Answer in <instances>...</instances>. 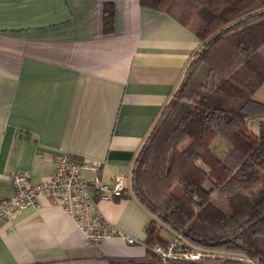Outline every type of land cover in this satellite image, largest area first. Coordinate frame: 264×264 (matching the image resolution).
Returning <instances> with one entry per match:
<instances>
[{
	"label": "crops",
	"instance_id": "crops-1",
	"mask_svg": "<svg viewBox=\"0 0 264 264\" xmlns=\"http://www.w3.org/2000/svg\"><path fill=\"white\" fill-rule=\"evenodd\" d=\"M113 8L103 32L102 8ZM202 43L169 14L139 0H0V201L11 177L48 180L56 158L97 161L100 177L129 181L135 154ZM205 67L196 76L203 80ZM264 104V83L252 94ZM212 150L223 158L227 143ZM83 176L91 178L92 173ZM100 201L114 229L144 243L149 214L130 194ZM146 248L111 238L85 248L51 199L0 221V264H111L143 260Z\"/></svg>",
	"mask_w": 264,
	"mask_h": 264
},
{
	"label": "trees",
	"instance_id": "trees-1",
	"mask_svg": "<svg viewBox=\"0 0 264 264\" xmlns=\"http://www.w3.org/2000/svg\"><path fill=\"white\" fill-rule=\"evenodd\" d=\"M139 3L169 14L202 43L129 174L128 190L150 216L144 244L164 246L178 234L192 248L264 264V104L252 99L264 83V0ZM102 14L108 33L112 5ZM216 138L228 145L223 158L211 148ZM148 248L143 260L111 264H159Z\"/></svg>",
	"mask_w": 264,
	"mask_h": 264
},
{
	"label": "built area",
	"instance_id": "built-area-1",
	"mask_svg": "<svg viewBox=\"0 0 264 264\" xmlns=\"http://www.w3.org/2000/svg\"><path fill=\"white\" fill-rule=\"evenodd\" d=\"M101 164L97 161L75 160L69 155L56 158L54 172L45 181L31 184L27 172L12 175L13 194L0 201V221L9 220L27 208L36 205L37 197L44 195L58 205L72 220L82 236L85 248L96 247L111 238L127 245H146L126 233L114 229L102 217L98 203L121 197L124 179L117 174L111 182H104L99 175ZM93 176L86 178L83 173ZM159 264H191L205 261H232L236 264H257L241 255L205 252L192 248L178 234H171L164 246L148 248Z\"/></svg>",
	"mask_w": 264,
	"mask_h": 264
},
{
	"label": "rangeland",
	"instance_id": "rangeland-1",
	"mask_svg": "<svg viewBox=\"0 0 264 264\" xmlns=\"http://www.w3.org/2000/svg\"><path fill=\"white\" fill-rule=\"evenodd\" d=\"M260 54L262 55V56H264V48H262L261 50H260ZM124 185L127 187V186H129V181H128V179L126 178L125 180H124ZM222 202H224V200L223 199H220ZM220 200L218 199V198H215V201L218 203V202H220ZM214 261H216V259H214ZM206 262H211V261H205V262H203V263H206Z\"/></svg>",
	"mask_w": 264,
	"mask_h": 264
}]
</instances>
